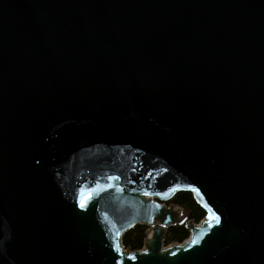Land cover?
I'll return each mask as SVG.
<instances>
[{"label": "water", "instance_id": "obj_1", "mask_svg": "<svg viewBox=\"0 0 264 264\" xmlns=\"http://www.w3.org/2000/svg\"><path fill=\"white\" fill-rule=\"evenodd\" d=\"M0 264H264V0H0Z\"/></svg>", "mask_w": 264, "mask_h": 264}, {"label": "trees", "instance_id": "obj_2", "mask_svg": "<svg viewBox=\"0 0 264 264\" xmlns=\"http://www.w3.org/2000/svg\"><path fill=\"white\" fill-rule=\"evenodd\" d=\"M171 204L178 205L186 211L187 219L194 223H199L206 216V212L199 207L193 200L192 194L189 192L177 193L170 201ZM144 225H136L128 230L121 239L124 249L129 251H137L142 249L144 240L146 239V229ZM189 237V232L184 225L170 227L164 239V245L175 242L181 243Z\"/></svg>", "mask_w": 264, "mask_h": 264}, {"label": "rangeland", "instance_id": "obj_3", "mask_svg": "<svg viewBox=\"0 0 264 264\" xmlns=\"http://www.w3.org/2000/svg\"><path fill=\"white\" fill-rule=\"evenodd\" d=\"M166 205H174V204H171L170 202H168V203H166ZM179 208L181 209V211L183 212V214L186 215V211H185L183 208H181L180 206H179ZM146 227H147V226H146ZM148 229H149V228L146 229V232H145L146 235L149 234V233H148ZM175 243H178V242H175ZM169 245H170V244H169Z\"/></svg>", "mask_w": 264, "mask_h": 264}, {"label": "built area", "instance_id": "obj_4", "mask_svg": "<svg viewBox=\"0 0 264 264\" xmlns=\"http://www.w3.org/2000/svg\"><path fill=\"white\" fill-rule=\"evenodd\" d=\"M146 237H149V234H147Z\"/></svg>", "mask_w": 264, "mask_h": 264}]
</instances>
